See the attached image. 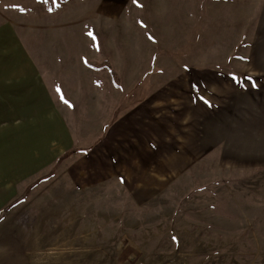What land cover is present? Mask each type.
<instances>
[{"label": "rangeland", "instance_id": "374dc122", "mask_svg": "<svg viewBox=\"0 0 264 264\" xmlns=\"http://www.w3.org/2000/svg\"><path fill=\"white\" fill-rule=\"evenodd\" d=\"M52 1L83 27L100 2ZM124 7L138 134L38 166L52 138L1 104L0 264H264V0Z\"/></svg>", "mask_w": 264, "mask_h": 264}, {"label": "crops", "instance_id": "0c3cea01", "mask_svg": "<svg viewBox=\"0 0 264 264\" xmlns=\"http://www.w3.org/2000/svg\"><path fill=\"white\" fill-rule=\"evenodd\" d=\"M99 1L88 10L91 24L83 27L70 19L76 7L60 9L52 0H0V109L9 102L11 129L39 128L38 135L52 138L49 152L26 158L42 159L38 166L65 154L91 152L114 135L128 139L138 134L135 118L141 116L142 122V114L126 119L129 109L119 107L123 84L114 87L107 71L85 64L107 60L122 82L128 70L129 54L122 49L128 47L126 40L116 42L113 33L124 19L126 0ZM119 57L125 66L117 63ZM159 126L149 132L157 134Z\"/></svg>", "mask_w": 264, "mask_h": 264}, {"label": "trees", "instance_id": "16d2710c", "mask_svg": "<svg viewBox=\"0 0 264 264\" xmlns=\"http://www.w3.org/2000/svg\"><path fill=\"white\" fill-rule=\"evenodd\" d=\"M85 64L94 70H105V71H107L114 87L118 88L120 86V83H121L120 76L114 70V68L112 67V65L109 61L105 60L101 63L86 61Z\"/></svg>", "mask_w": 264, "mask_h": 264}, {"label": "snow or ice", "instance_id": "6c2138e0", "mask_svg": "<svg viewBox=\"0 0 264 264\" xmlns=\"http://www.w3.org/2000/svg\"><path fill=\"white\" fill-rule=\"evenodd\" d=\"M57 91H59V89H57ZM65 103H67V101H65Z\"/></svg>", "mask_w": 264, "mask_h": 264}]
</instances>
